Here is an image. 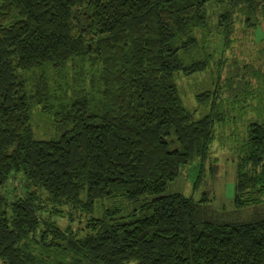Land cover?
Masks as SVG:
<instances>
[{"label": "trees", "instance_id": "16d2710c", "mask_svg": "<svg viewBox=\"0 0 264 264\" xmlns=\"http://www.w3.org/2000/svg\"><path fill=\"white\" fill-rule=\"evenodd\" d=\"M214 4L227 45L237 19L244 31L264 21V0H0L1 260L264 264L262 215L225 220L209 189L198 200L164 194L194 159L204 172L236 101L220 85L197 92L207 109L197 116L176 79L217 64L204 32ZM241 83L236 102L255 115L233 139L236 208L264 199V84L250 73ZM38 111L53 138L35 136ZM119 198L138 206H106Z\"/></svg>", "mask_w": 264, "mask_h": 264}, {"label": "rangeland", "instance_id": "374dc122", "mask_svg": "<svg viewBox=\"0 0 264 264\" xmlns=\"http://www.w3.org/2000/svg\"><path fill=\"white\" fill-rule=\"evenodd\" d=\"M221 9V5H211L210 24L204 29L207 40L212 44V49L218 54L217 64H212L205 72L193 76H186L182 73L176 76L186 107L190 111H197V116L207 110L198 104L195 97L197 92L212 90L216 85H220L222 95L226 100L234 99L245 103L243 98L240 97V94H243L246 89L242 86L241 81H244L250 73L255 84L259 82L264 84V54L262 53L264 21L255 31L253 29L244 31L243 21L239 22L237 19L235 31L232 35L230 34L231 40L227 45L216 28ZM238 15L242 18L240 13ZM196 32L198 37L202 39L204 36L202 30L199 28ZM220 59L223 60L221 63H219ZM236 101L230 100L225 103L228 112L225 125H228L225 128H222V125L217 126L216 139L212 144V154L205 162L204 172L201 173L202 162L199 159H194L181 169L175 180L168 184L164 194L181 193L198 200L203 196L206 189L212 190L208 204L213 207L214 211L222 215L225 220L243 221L251 219L250 216L254 214L264 217V199L245 208H236L234 205L237 155L232 148H237L235 141L241 142L246 134L245 113L250 111L251 116L255 115L251 107L243 109ZM251 103L256 106L259 104V99L255 96ZM35 109L37 110V108ZM40 112L38 111V116L33 117L32 120L35 136L37 138H53L55 131L50 129L51 119L47 115H40ZM233 128H235L234 131H232ZM217 168L219 169L218 178L214 181L215 179L213 180L212 177H215ZM200 175L208 183L196 187L195 184ZM14 184L19 187V183L16 184L15 182ZM147 198H150V196ZM106 206H115L126 213L137 207L138 203H130L119 198L116 200L110 199ZM72 223L75 226L78 225L77 222ZM0 264L6 263L0 259Z\"/></svg>", "mask_w": 264, "mask_h": 264}]
</instances>
